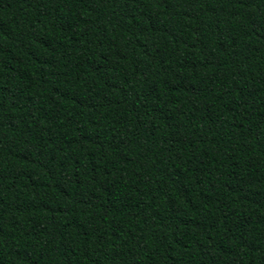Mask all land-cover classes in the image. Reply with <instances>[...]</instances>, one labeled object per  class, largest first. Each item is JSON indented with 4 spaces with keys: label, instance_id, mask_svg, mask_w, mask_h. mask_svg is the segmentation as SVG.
Here are the masks:
<instances>
[{
    "label": "trees",
    "instance_id": "1",
    "mask_svg": "<svg viewBox=\"0 0 264 264\" xmlns=\"http://www.w3.org/2000/svg\"><path fill=\"white\" fill-rule=\"evenodd\" d=\"M0 264H264V0H0Z\"/></svg>",
    "mask_w": 264,
    "mask_h": 264
}]
</instances>
